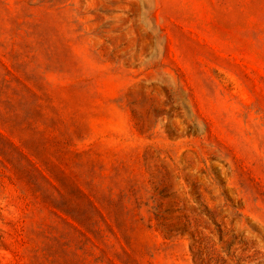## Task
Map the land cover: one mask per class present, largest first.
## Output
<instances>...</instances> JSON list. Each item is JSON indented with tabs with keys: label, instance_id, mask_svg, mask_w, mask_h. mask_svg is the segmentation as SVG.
Here are the masks:
<instances>
[{
	"label": "rangeland",
	"instance_id": "1",
	"mask_svg": "<svg viewBox=\"0 0 264 264\" xmlns=\"http://www.w3.org/2000/svg\"><path fill=\"white\" fill-rule=\"evenodd\" d=\"M0 264H264V0H0Z\"/></svg>",
	"mask_w": 264,
	"mask_h": 264
}]
</instances>
